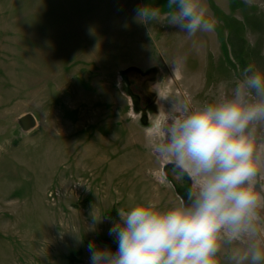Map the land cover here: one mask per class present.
Segmentation results:
<instances>
[{"label": "rangeland", "instance_id": "374dc122", "mask_svg": "<svg viewBox=\"0 0 264 264\" xmlns=\"http://www.w3.org/2000/svg\"><path fill=\"white\" fill-rule=\"evenodd\" d=\"M166 3L0 0V264H90L89 243L116 249L119 209L187 200L191 180L145 147L153 86L176 62L171 86L191 105L248 64L264 71V0H206L213 32L189 39L153 22L152 39L135 10ZM145 78L155 95L141 103L134 82ZM25 113L34 128H22ZM93 209L102 219L90 231Z\"/></svg>", "mask_w": 264, "mask_h": 264}, {"label": "clouds", "instance_id": "9594fccd", "mask_svg": "<svg viewBox=\"0 0 264 264\" xmlns=\"http://www.w3.org/2000/svg\"><path fill=\"white\" fill-rule=\"evenodd\" d=\"M135 19L152 39L153 22L189 39L216 27L206 0L142 5ZM170 65L169 84L153 86L158 110L143 126L144 141L191 180L190 193L168 208L145 198L119 209L109 230L116 249L89 243L90 264H221L222 257L226 264H264V71L248 64L211 101L189 105L171 86L182 79L180 67ZM91 215L94 231L102 218L95 209ZM71 232L79 238L78 228Z\"/></svg>", "mask_w": 264, "mask_h": 264}, {"label": "flooded vegetation", "instance_id": "af4514ba", "mask_svg": "<svg viewBox=\"0 0 264 264\" xmlns=\"http://www.w3.org/2000/svg\"><path fill=\"white\" fill-rule=\"evenodd\" d=\"M141 77V75H140ZM138 79H142L143 77ZM138 79L135 80V88L139 91L140 97L142 98V102H149L151 98L155 95V90L154 88L151 87L152 80L149 78H145L142 81H139Z\"/></svg>", "mask_w": 264, "mask_h": 264}, {"label": "water", "instance_id": "95a60500", "mask_svg": "<svg viewBox=\"0 0 264 264\" xmlns=\"http://www.w3.org/2000/svg\"><path fill=\"white\" fill-rule=\"evenodd\" d=\"M129 69H136L135 67H130ZM19 122L24 130H29L34 128L37 124L36 117L32 113H25L19 118Z\"/></svg>", "mask_w": 264, "mask_h": 264}]
</instances>
